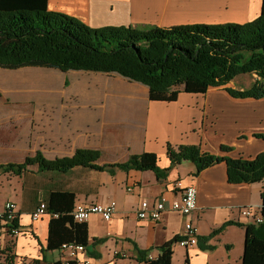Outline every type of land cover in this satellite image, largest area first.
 Returning <instances> with one entry per match:
<instances>
[{"label": "crops", "instance_id": "crops-1", "mask_svg": "<svg viewBox=\"0 0 264 264\" xmlns=\"http://www.w3.org/2000/svg\"><path fill=\"white\" fill-rule=\"evenodd\" d=\"M262 4L263 0H47V9L95 28L168 27L245 23L260 14ZM128 85L138 89L83 92L74 96L72 105L0 106V164L22 163L38 153L55 160L71 157L78 149H92L101 153L99 165L154 152L164 168L171 163L169 144H194L210 153L244 158L264 151V138L256 136L264 135V97L235 98L226 90L209 88L206 93L181 92L177 100L164 102L150 100L148 87L139 82L128 81ZM221 145L232 150L222 152ZM195 171L190 161L174 166L163 180L150 170L117 169L111 174L81 165L67 172L40 171L38 164L20 174L0 169V209L14 201L22 230L19 236L0 230V264H66L60 248L47 247L51 213L35 222L31 219L40 202L49 203L52 192L74 193L73 206L117 202L109 221L98 214L86 221L89 236L84 256L92 264H144L138 249H152L150 255L156 257L158 247L166 245L174 251L173 264H242L250 255L252 221L240 209L254 206L261 211L263 184L230 183L224 162L199 174ZM178 181L197 187L198 209L192 219L198 236H208L232 222L207 242L212 249L177 244L186 222L179 213L169 210L158 222L137 216L142 200L152 202L163 193L172 198ZM128 185L134 189L128 190ZM95 239L102 242L94 243Z\"/></svg>", "mask_w": 264, "mask_h": 264}, {"label": "trees", "instance_id": "trees-1", "mask_svg": "<svg viewBox=\"0 0 264 264\" xmlns=\"http://www.w3.org/2000/svg\"><path fill=\"white\" fill-rule=\"evenodd\" d=\"M29 66L118 74L146 85L150 100L164 102L177 100L181 92L206 93L209 88L225 86L240 75L256 74L258 79L251 86L226 87V91L235 98L260 99L264 97V0L260 14L245 23L99 28L48 10L47 0H0V68ZM256 136L264 138L263 134ZM220 149L232 150L226 145ZM100 155L97 150L78 149L71 157L47 160L38 153L22 163L0 164V169L20 174L30 165L38 164L40 171L67 172L81 165L111 174L117 169L150 170L158 180H163L174 166L184 161L195 165L196 174L224 162L230 183L261 182L264 188V151L254 158H244L210 153L194 144L177 147L169 144L167 155L171 163L164 168L158 164L154 152L133 154L125 162L103 165L97 163ZM262 197L263 219L248 225L250 255L242 264H261L264 259V190ZM74 201V193H51L47 210L57 216L49 224V249H61L64 243L88 245L86 222L75 221L72 215ZM231 223L225 222L208 236H198V244L203 249H212L207 242ZM96 242L102 239H95ZM151 250L138 249L139 260L144 264H173L171 245L159 246L154 258L149 257Z\"/></svg>", "mask_w": 264, "mask_h": 264}, {"label": "built area", "instance_id": "built-area-1", "mask_svg": "<svg viewBox=\"0 0 264 264\" xmlns=\"http://www.w3.org/2000/svg\"><path fill=\"white\" fill-rule=\"evenodd\" d=\"M128 190H133V185L127 186ZM177 190L172 198L167 197L164 193L159 195L154 201L142 200L137 209V216L140 219H149L155 222L161 221L163 215L167 211H173L186 217L184 232L177 240V244L181 247H193L198 244V230L192 215L198 209V191L194 184L184 186L178 181L173 188ZM48 205L45 201L40 204L31 213L33 222L38 221L43 215L48 213ZM117 209V202L110 200L107 202L97 203H77L72 211L75 221L86 222L93 214L101 215L105 221H109ZM242 215L251 219L252 223L258 224L262 222L261 211L254 206H244L241 209ZM57 216V214H51ZM4 229L8 233L19 236L22 233L19 225V213L17 204L14 201H7L2 209H0V230ZM61 251L64 255V262L69 264L75 262L77 264H92L89 257H85L87 251L83 244L64 243ZM150 258H154L149 255ZM36 264V263H32Z\"/></svg>", "mask_w": 264, "mask_h": 264}, {"label": "rangeland", "instance_id": "rangeland-1", "mask_svg": "<svg viewBox=\"0 0 264 264\" xmlns=\"http://www.w3.org/2000/svg\"><path fill=\"white\" fill-rule=\"evenodd\" d=\"M258 79L256 74H243L225 86L211 87L226 90V87L243 89ZM128 79L118 74L85 71L62 72L46 67L0 68V106L72 105L79 93L129 89ZM135 81H130V83ZM142 84V83H141ZM144 85V84H143ZM146 86V85H145ZM106 100V98L104 99ZM176 263V262H175Z\"/></svg>", "mask_w": 264, "mask_h": 264}]
</instances>
